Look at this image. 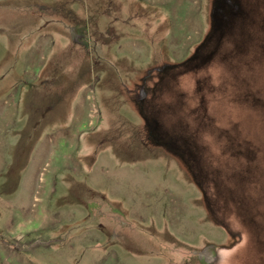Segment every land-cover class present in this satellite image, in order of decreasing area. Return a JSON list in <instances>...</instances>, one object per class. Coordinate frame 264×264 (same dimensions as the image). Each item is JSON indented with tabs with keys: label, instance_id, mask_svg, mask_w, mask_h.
<instances>
[{
	"label": "rangeland",
	"instance_id": "1",
	"mask_svg": "<svg viewBox=\"0 0 264 264\" xmlns=\"http://www.w3.org/2000/svg\"><path fill=\"white\" fill-rule=\"evenodd\" d=\"M229 14L264 47V0H0V264H264V56Z\"/></svg>",
	"mask_w": 264,
	"mask_h": 264
},
{
	"label": "flooded vegetation",
	"instance_id": "2",
	"mask_svg": "<svg viewBox=\"0 0 264 264\" xmlns=\"http://www.w3.org/2000/svg\"><path fill=\"white\" fill-rule=\"evenodd\" d=\"M229 5H231L232 3V7L234 10L240 8V5L236 2H228ZM218 7V5H217ZM230 7V6H229ZM221 8V7H220ZM230 12V11H229ZM247 13V11H244L242 13V15H244V13ZM236 17L231 18L230 14L226 17V22L225 25L223 27L224 31H222V35L224 36L227 40L232 41L233 43H235V46L238 48V46L245 48L246 50V54H245V58H249V60L251 61V59H253V61L251 63L254 62V58H259V56L261 57V59L263 58V54L264 51H262V49L264 50V47H262L259 42L257 41V35L254 32V27L252 24L250 23H246L245 19H239V20H235ZM244 21V22H243ZM227 23V24H226ZM258 47H262L261 50L258 49ZM233 53V54H232ZM262 53V56H261ZM233 55H236V51L233 50L229 52V57H233ZM168 67V66H166ZM166 67H162L161 70H164ZM144 95V93H143ZM143 100V99H142ZM260 107L262 110V112L264 111V102L262 104H260ZM263 117H264V112L262 113Z\"/></svg>",
	"mask_w": 264,
	"mask_h": 264
},
{
	"label": "trees",
	"instance_id": "3",
	"mask_svg": "<svg viewBox=\"0 0 264 264\" xmlns=\"http://www.w3.org/2000/svg\"><path fill=\"white\" fill-rule=\"evenodd\" d=\"M257 104H260V103H257ZM257 107H259V106H257ZM262 153H264V151L262 150Z\"/></svg>",
	"mask_w": 264,
	"mask_h": 264
}]
</instances>
